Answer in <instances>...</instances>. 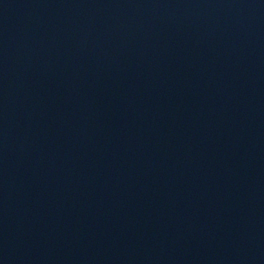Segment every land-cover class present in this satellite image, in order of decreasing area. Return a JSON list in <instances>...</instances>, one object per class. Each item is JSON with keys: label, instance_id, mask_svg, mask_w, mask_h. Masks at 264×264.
I'll return each mask as SVG.
<instances>
[{"label": "water", "instance_id": "95a60500", "mask_svg": "<svg viewBox=\"0 0 264 264\" xmlns=\"http://www.w3.org/2000/svg\"><path fill=\"white\" fill-rule=\"evenodd\" d=\"M0 264H264V0H0Z\"/></svg>", "mask_w": 264, "mask_h": 264}]
</instances>
